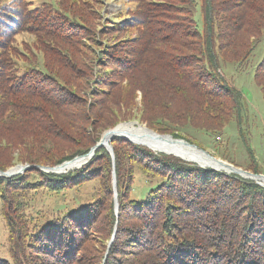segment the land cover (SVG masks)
Here are the masks:
<instances>
[{
	"label": "trees",
	"instance_id": "1",
	"mask_svg": "<svg viewBox=\"0 0 264 264\" xmlns=\"http://www.w3.org/2000/svg\"><path fill=\"white\" fill-rule=\"evenodd\" d=\"M128 2L106 18L102 0H0V171L61 165L137 119L207 150L192 129L239 167L224 143L236 126L243 169L262 174L248 101L228 75L255 67L264 101V52L254 65L264 0ZM111 144L114 160L101 147L78 170L0 178L10 256L0 264H264L263 186L123 138ZM138 173L150 188L135 199ZM87 184L97 185L87 203L28 211L32 194Z\"/></svg>",
	"mask_w": 264,
	"mask_h": 264
},
{
	"label": "rangeland",
	"instance_id": "2",
	"mask_svg": "<svg viewBox=\"0 0 264 264\" xmlns=\"http://www.w3.org/2000/svg\"><path fill=\"white\" fill-rule=\"evenodd\" d=\"M102 1L104 4V13H102V16L107 15L106 18L112 17L111 15L114 16V14L115 15L118 14L123 10V8L125 9L130 5L128 0H102ZM97 31H98L97 35H100L101 31H99V29ZM103 38H104L103 39L104 42L109 43L112 40V35L104 34ZM263 52H264V45H261L256 52L257 54L255 57L254 65H257L259 61L262 59ZM254 68L241 75L230 74L228 76L231 79L232 78L235 79V85L238 86L244 92L246 99L248 101L250 108V111L248 113L249 125H250L249 131L251 134L250 139H252V146L256 150V153L259 157L263 171L262 174L264 175V101L262 94L254 80ZM140 104H141V98L139 97L138 106ZM127 122H137L141 124L140 126L147 127L145 124H142L137 119L135 120L132 119L131 121H125L121 123H127ZM186 134L192 136L193 139L202 142L206 147H208L207 150L206 149L204 150L197 146L199 149H202L210 153L216 158L222 159L221 157H218L217 154L219 151L214 146L215 143L213 142L212 139L206 138L192 129H188L186 131ZM162 135H170V134H162ZM224 143L225 145H228V149L231 153V156L236 159L237 163L239 164V168L243 169L242 166H245L246 164L247 155L243 145L241 144L240 136L238 134V130L236 126H231L227 129V132L224 136ZM224 161L230 163V161L228 160H224ZM135 183H136V190L134 192L133 197L135 199L144 198L145 194L148 192L150 188L149 184L146 182V179L140 173L137 174V179ZM96 186H97L96 184H87L82 188H80L77 192L74 191L66 192L60 195H55L47 192L32 194V197L36 199V203L33 206H31L28 211L33 217L36 218L40 215L41 212H44L46 214L51 213V215H55L59 211L58 209H62V208L65 209V207L68 205H76L78 203L83 204V203H87V201H90L95 192ZM0 259L10 260L8 230L6 227L4 216L2 215L1 212V194H0Z\"/></svg>",
	"mask_w": 264,
	"mask_h": 264
},
{
	"label": "water",
	"instance_id": "3",
	"mask_svg": "<svg viewBox=\"0 0 264 264\" xmlns=\"http://www.w3.org/2000/svg\"><path fill=\"white\" fill-rule=\"evenodd\" d=\"M128 124H139L137 122H127V123H120L117 126H115L112 129H109L107 131H105L101 137V140L97 143V145L95 147H93L91 149V151L83 156H78L76 158H74L73 160L70 161H66L61 165H57L55 167H45V166H36V165H17L14 166L12 168H10L9 170H7L6 172L0 171V178H12L15 177L17 175L23 174L28 170H31L33 168L39 169L41 171H44L46 173H54V174H64L67 173L69 171H74V170H78L81 167H83L84 165H86L94 156H95V152L97 149L101 148V147H105L108 152L111 154L113 160L115 158L114 156V151H113V147H112V141L116 138H123L126 141H129L131 143L134 144H138V145H145L144 143L138 142L136 140H133L132 138H130L129 136L125 135V134H121L119 133L120 127H122L123 125H128ZM141 125V124H139ZM146 129H148L146 127ZM150 132L154 133L156 135V137L160 138V139H166V138H170L172 139V141H181L184 142L185 144L194 147L195 149H197L200 153H203L204 155H206L208 158H210L211 160H213L214 162H211L213 166L215 167H208L211 168L213 170L216 171H222L228 174H237L245 179H251L253 181H256L258 184L264 186V175L263 174H254L250 171L244 170L242 168L236 167L235 165L224 161L222 159L216 158L213 155H211L210 153L199 149L196 145L190 144L189 142L183 140V139H175L173 136L171 135H162L159 134L153 130L148 129ZM167 155H173V153H167V152H163ZM174 156H179V155H174ZM180 157V156H179ZM188 161V160H187ZM188 162H192L195 163L194 161H188ZM197 164V163H195ZM201 166V165H199ZM203 167V166H201ZM205 168V167H203ZM261 180V181H259ZM114 189H115V203H116V212H118L119 209V205H118V200H117V182H116V176L114 174ZM115 239V233L113 235V239L111 240L110 244H109V249L112 246V243ZM108 249V250H109Z\"/></svg>",
	"mask_w": 264,
	"mask_h": 264
},
{
	"label": "bare ground",
	"instance_id": "4",
	"mask_svg": "<svg viewBox=\"0 0 264 264\" xmlns=\"http://www.w3.org/2000/svg\"><path fill=\"white\" fill-rule=\"evenodd\" d=\"M119 133L125 134L138 142L144 143L146 146H150L157 151L163 153H173L179 155L177 157L189 161H194L198 165L203 167H215L211 162H214L203 153H200L197 149L189 146L181 141H172L170 138L160 139L156 135L150 132L146 127L139 124H128L120 127ZM216 168V167H215ZM261 181V180H259ZM264 182V181H263Z\"/></svg>",
	"mask_w": 264,
	"mask_h": 264
}]
</instances>
